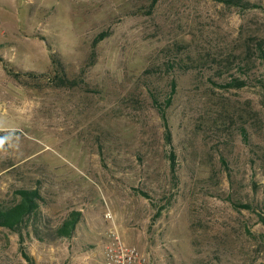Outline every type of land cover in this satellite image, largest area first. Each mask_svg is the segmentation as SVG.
Segmentation results:
<instances>
[{
	"label": "rangeland",
	"instance_id": "374dc122",
	"mask_svg": "<svg viewBox=\"0 0 264 264\" xmlns=\"http://www.w3.org/2000/svg\"><path fill=\"white\" fill-rule=\"evenodd\" d=\"M0 20V206L40 205L0 227V264H104L114 233L149 264H264V0H0Z\"/></svg>",
	"mask_w": 264,
	"mask_h": 264
},
{
	"label": "trees",
	"instance_id": "16d2710c",
	"mask_svg": "<svg viewBox=\"0 0 264 264\" xmlns=\"http://www.w3.org/2000/svg\"><path fill=\"white\" fill-rule=\"evenodd\" d=\"M218 2H222L225 4H234L237 0H215ZM103 35H100L98 40H102ZM263 43L261 44V48L263 50ZM264 52V51H263ZM264 55V54H263ZM172 93L171 97L176 91L177 84L175 81L172 82ZM238 86H245L244 83H239ZM171 97L167 101V105L171 103ZM162 120L164 122V126L166 129V139L169 143H171V131L168 125L167 113L166 110L162 109ZM175 154L171 153L170 160L171 166L175 167ZM20 196V200L17 201L16 204L9 206L7 208L0 206V227L7 228L11 231H18L20 227L23 225L25 220L32 215L34 212H37L39 209V193L38 191H29V190H21L18 192ZM244 208L249 209V206H244ZM80 214L78 212H73L70 218L64 222L62 227L59 229V234L63 237H70L75 230V227L79 221ZM264 223V218H262Z\"/></svg>",
	"mask_w": 264,
	"mask_h": 264
},
{
	"label": "built area",
	"instance_id": "2783aa9c",
	"mask_svg": "<svg viewBox=\"0 0 264 264\" xmlns=\"http://www.w3.org/2000/svg\"><path fill=\"white\" fill-rule=\"evenodd\" d=\"M2 23L0 20V36L4 35ZM111 236L104 246V264H149V257L138 246L123 241L115 233Z\"/></svg>",
	"mask_w": 264,
	"mask_h": 264
},
{
	"label": "clouds",
	"instance_id": "9594fccd",
	"mask_svg": "<svg viewBox=\"0 0 264 264\" xmlns=\"http://www.w3.org/2000/svg\"><path fill=\"white\" fill-rule=\"evenodd\" d=\"M14 134L0 135V153L7 152L10 149L16 148Z\"/></svg>",
	"mask_w": 264,
	"mask_h": 264
}]
</instances>
